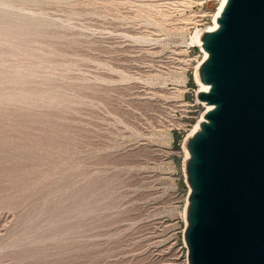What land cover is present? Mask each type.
Instances as JSON below:
<instances>
[{
	"label": "rangeland",
	"instance_id": "obj_1",
	"mask_svg": "<svg viewBox=\"0 0 264 264\" xmlns=\"http://www.w3.org/2000/svg\"><path fill=\"white\" fill-rule=\"evenodd\" d=\"M217 5L0 0V264H185L192 37Z\"/></svg>",
	"mask_w": 264,
	"mask_h": 264
},
{
	"label": "water",
	"instance_id": "obj_2",
	"mask_svg": "<svg viewBox=\"0 0 264 264\" xmlns=\"http://www.w3.org/2000/svg\"><path fill=\"white\" fill-rule=\"evenodd\" d=\"M180 142L185 264H264V0H218Z\"/></svg>",
	"mask_w": 264,
	"mask_h": 264
},
{
	"label": "built area",
	"instance_id": "obj_3",
	"mask_svg": "<svg viewBox=\"0 0 264 264\" xmlns=\"http://www.w3.org/2000/svg\"><path fill=\"white\" fill-rule=\"evenodd\" d=\"M214 1H216V0H214ZM212 14L213 13H210L209 15L212 17ZM211 23V18H210V21H207V24L206 25H209ZM206 25H204V26H206ZM202 27H200V28H198V30L199 29H201ZM196 90H197V87H196V85L192 88V90L190 91V94H191V96H192V100L194 101V103L195 104H197L200 108H201V110L199 109H197L198 110V113L197 114H195V115H193L192 116V120H190V122H188V124L186 125V127L184 128V134L189 130V128L193 125V123H194V121L198 118V116H199V114L201 113V111H202V109H203V107H202V105L197 101V99H196ZM183 134V135H184ZM183 137V136H182ZM185 194H186V192L184 193V197H183V200H182V206H183V203H184V200H185ZM181 218H182V216H181ZM181 230H182V227H181ZM185 259V258H184Z\"/></svg>",
	"mask_w": 264,
	"mask_h": 264
},
{
	"label": "bare ground",
	"instance_id": "obj_4",
	"mask_svg": "<svg viewBox=\"0 0 264 264\" xmlns=\"http://www.w3.org/2000/svg\"><path fill=\"white\" fill-rule=\"evenodd\" d=\"M197 32H198V31H196V32L194 33L193 37H192V42H193V44H195L194 41H195V37H196Z\"/></svg>",
	"mask_w": 264,
	"mask_h": 264
}]
</instances>
